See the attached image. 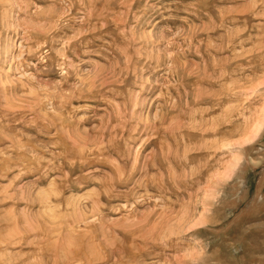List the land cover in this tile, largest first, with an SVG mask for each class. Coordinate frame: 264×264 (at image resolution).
I'll return each mask as SVG.
<instances>
[{
    "label": "rangeland",
    "instance_id": "obj_1",
    "mask_svg": "<svg viewBox=\"0 0 264 264\" xmlns=\"http://www.w3.org/2000/svg\"><path fill=\"white\" fill-rule=\"evenodd\" d=\"M0 264H264V0H0Z\"/></svg>",
    "mask_w": 264,
    "mask_h": 264
},
{
    "label": "bare ground",
    "instance_id": "obj_2",
    "mask_svg": "<svg viewBox=\"0 0 264 264\" xmlns=\"http://www.w3.org/2000/svg\"><path fill=\"white\" fill-rule=\"evenodd\" d=\"M176 179V178H175Z\"/></svg>",
    "mask_w": 264,
    "mask_h": 264
}]
</instances>
